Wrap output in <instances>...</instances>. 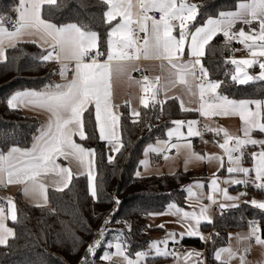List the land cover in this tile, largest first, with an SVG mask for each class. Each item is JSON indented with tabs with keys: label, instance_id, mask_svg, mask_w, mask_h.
Returning a JSON list of instances; mask_svg holds the SVG:
<instances>
[{
	"label": "snow or ice",
	"instance_id": "6c2138e0",
	"mask_svg": "<svg viewBox=\"0 0 264 264\" xmlns=\"http://www.w3.org/2000/svg\"><path fill=\"white\" fill-rule=\"evenodd\" d=\"M106 6L102 14V21L108 26L106 46L107 51H100V33L87 23L68 22L56 23L51 18V9H60L63 2L60 0H18L13 6L16 18L13 20L5 14H0V61H7L6 50L14 49L18 44L25 42V37H38L32 43L43 42L47 45L46 55L41 57L42 62H55L59 65L58 74L63 83H49L40 90L29 89L13 93L6 101L10 109L20 106H31L42 109L48 113L47 120L37 134L33 136L31 147L22 148L12 144L7 151L0 149V183L8 185H22L25 194L46 193L47 185L43 178L54 174V183L58 191L68 188L73 172L70 167L58 164L57 158L75 161L81 168L87 170L88 191L94 200H99V191L95 168L97 153L93 148L85 147L74 139L79 136L81 140L89 139L85 132L84 113L89 111V106H94L95 123L99 139L107 142L112 153H119L123 148L121 137L117 131L120 126L121 115L114 109L118 108L113 100V79L127 75L128 79L140 86L141 95L139 102L144 108L162 105L164 100L159 99L163 91L167 93L170 87L177 84L184 86L190 95L198 97V108H186L181 99L182 111L199 112L205 119L219 116H239L242 121V135H233L222 127L203 125V132L223 134V142L219 147L227 157L228 167L224 168V156L216 154H200L192 149L191 137H202L203 132L198 130V120H173L174 127L167 130L169 140L157 141L156 145H149L146 152L162 154L181 147L188 149L185 164L192 160L219 161L220 168L227 171L228 178L223 181L229 185H252L257 190L264 191V139H256L254 132L264 133V100H233L223 95L218 89L226 87L224 81L209 78V71L204 66L203 58L206 48L218 34H222L224 48L228 49L233 41L243 44L251 54V58L236 59L228 57L225 63L235 66L231 73V81L246 85L253 81H264V62L257 57H264V0H238L234 10L220 11L217 16H208L202 25L197 26V17L200 15L202 5L191 0H99ZM45 6H47V11ZM159 14V18L155 14ZM11 24V28L7 25ZM240 27L236 29L237 25ZM256 25V26H254ZM141 34H143L141 36ZM187 50V51H186ZM235 51V49H233ZM101 56L106 59L100 60ZM188 56V59H185ZM154 59L161 61V68L167 65L168 76L150 78L142 75L140 80H133L131 72L138 71L135 65L141 59ZM260 72L256 76L249 75L246 68L257 65ZM71 72V79L68 73ZM56 72H53L55 75ZM226 75H229L226 73ZM243 77V78H242ZM178 99L177 97H171ZM252 105L255 106L253 109ZM133 122H138L140 112L133 109L131 112ZM186 128V133L182 129ZM176 137L186 140L183 145L171 143V138ZM259 146L258 152H252V167H244V149L248 146ZM167 159V156H165ZM113 155H108L111 163ZM145 161H141L144 164ZM84 174V173H81ZM140 176V172L136 173ZM216 174H214V177ZM242 176L243 178H236ZM194 187L199 189L203 185H188V197L200 199ZM211 192L206 198L211 204H217L214 194H220L223 200L234 201L239 196L229 195L227 188L220 187L219 178L211 180ZM241 196L247 193H240ZM47 201L46 194L44 195ZM117 205L120 201L115 199ZM250 205L264 210V200L253 198ZM5 207L0 206V246H9L10 239L16 233L6 221L18 222V210L15 201L9 197ZM40 207L41 205H36ZM223 210L226 207H238L237 204L219 203ZM210 205L199 206V212L186 211L176 202L169 203L165 212L148 213L149 216L174 215L178 223H188L186 230L180 237L195 236L201 240L210 237L199 232L202 222L212 223L208 215ZM118 210V209H117ZM114 210L104 224L111 221L115 215ZM157 227L164 228V224ZM130 230V225H129ZM107 229L102 226L98 230V237L89 244L85 256L81 257L82 264H91L88 257L94 256L96 250L106 244L107 251L101 257L108 264H143L154 252L156 257H177L175 249L169 251L168 239L153 240L149 243L147 251H138L135 258L128 252L127 240L121 232L114 241H104ZM172 242H176V233H169ZM231 236V234H229ZM238 239L254 240L257 245L264 246V229L255 220L249 222V232L246 236L237 235ZM161 245H164L162 248ZM114 249V251H112ZM250 246L244 249L247 253ZM200 252L190 251L183 254L187 257H201ZM227 257L225 259L224 257ZM237 257L232 247L217 249L214 253L215 260L220 264H230ZM240 264H248L246 256H239ZM196 264H204L198 260Z\"/></svg>",
	"mask_w": 264,
	"mask_h": 264
},
{
	"label": "trees",
	"instance_id": "16d2710c",
	"mask_svg": "<svg viewBox=\"0 0 264 264\" xmlns=\"http://www.w3.org/2000/svg\"><path fill=\"white\" fill-rule=\"evenodd\" d=\"M17 0H0V12L9 11ZM60 2V0H58ZM63 7L52 8L51 18L56 23L84 22L100 33V49H106L108 26L102 21L106 6L99 0H62ZM238 0H199L200 15L198 24L208 16L220 11L234 10ZM47 11V6H45ZM239 25V24H238ZM256 26V25H254ZM246 29L247 27L244 26ZM224 37L218 34L206 48L204 65L212 80L224 81L227 85L218 89L223 95L235 99H264V81H253L240 85L231 81L234 65L225 63L231 57L236 42L224 48ZM45 48L37 43L25 41L14 49L6 50L7 61H0V149L7 151L12 144L28 148L33 136L43 124V120L21 109H10L7 99L15 92L27 89L40 90L44 85L55 84L59 79V65L55 62H42ZM255 70V69H252ZM56 72L53 75V72ZM229 74V75H226ZM120 133L123 148L113 154L108 161L109 145L99 139L95 114L92 107L84 113L85 132L89 139H75L97 153L95 174L97 177L99 200H94L88 191L87 175H73L68 188L58 191L48 189V204L37 207L17 201L18 222H11L16 236L10 239L9 246H0L1 264H82L89 240L94 230L104 218L111 216L112 225L126 227L123 236L127 240L128 252L134 256L151 241V233L165 228L149 226L148 213L163 211L171 202L185 203L188 185L198 180L208 179L204 170L188 169L173 173L137 176L145 148L158 139L166 137V132L179 118H189L193 111H182L177 99L169 98L162 105L143 108L138 122L126 105L121 107ZM251 160V157H248ZM117 205L114 201L117 199ZM238 207L214 208L212 223L203 222L201 229L207 240L195 236H185L182 242L197 246L205 251L204 264H220L214 253L224 247L231 231L247 230L250 221H257L264 229V210L248 203ZM118 209V210H117ZM130 225V230H129ZM113 231L110 230L109 234ZM104 247L89 256L91 264H108L102 260Z\"/></svg>",
	"mask_w": 264,
	"mask_h": 264
},
{
	"label": "rangeland",
	"instance_id": "374dc122",
	"mask_svg": "<svg viewBox=\"0 0 264 264\" xmlns=\"http://www.w3.org/2000/svg\"><path fill=\"white\" fill-rule=\"evenodd\" d=\"M191 2H194V3L198 4L199 0H191ZM217 14L216 15H212V16L215 17V16H217ZM202 24H200V25H202ZM197 26H199V25H197ZM240 27H244V25H237L236 29L238 30ZM245 30L247 31L246 28H245ZM233 42L237 43L235 48H234L235 51H233V54H232L233 58H236V59L251 58L250 51L243 44H241V43H239L237 41H233ZM256 59L261 61V62H264V57H257ZM255 68L257 69V71L256 72H252L251 70L255 69ZM142 70L147 72V75L150 78H154L156 76L167 77L169 75L168 71H167L166 63H165L164 69L161 68V61H158V62H155V63H150V64L144 63L143 66H142ZM246 71L248 72L249 75L256 76L260 72V68H259V66L257 64L255 66H253L252 68H246ZM234 72H235V66H234ZM59 80L62 81L61 77H59ZM136 80H139V79L136 78ZM179 90H180V88H173V90H172V87H170L166 94L163 91H161V93L159 94V99L166 101L167 99H169L171 97H176V94H177V92ZM127 93L129 94L128 102H125L122 105H126L128 107V109H129L130 113L132 112L133 107H134V109H136V108L140 109V107H138V105H137V101H138L137 97L141 94V90L137 88V84L132 83L130 81L129 84L127 85ZM180 93H183V95H184V96H182L180 94L181 95V99L184 102V107H186V108L193 107L194 106L193 102H196L197 96L190 95L189 92L187 91V89L185 87H183V86L181 88V92ZM230 99L237 100V101H239V100H248V99H234V98H230ZM177 100L179 101V99H177ZM260 100H264V99H260ZM180 101H179V104H180ZM253 109H255V106H254ZM212 118L217 122V126L221 127V124H222V128L227 129L231 134H233V135H242V131H241V129H242V121L239 118V116H219V117H212ZM176 120L190 121V120H195V118L194 117L179 118V119H176ZM118 130H119V135L121 137L120 126H119ZM166 135H167V132H166ZM255 138L264 139V133L262 134V136H255ZM191 140H195V137H191ZM194 143H195L196 148H203V146L205 144V142H202V141L197 142V143L194 142ZM152 144H155V143H152ZM259 150H260L259 146H247L244 149V152H245V156H244V160H243V166L244 167H252L253 166V160L250 161L248 157L249 156L251 157V153L252 152H258ZM109 151H110V146H109ZM113 154H115V153H112L110 151L109 155H113ZM207 154H216V155L224 156V167H225V164H226V168L229 166L228 163H227V157L224 154L223 149H221L219 147V144H217V149H215V148L208 149L207 150ZM148 158H149V163H150V165L152 167H159V166L162 165V162H160V161L159 162H157L155 160L153 161L151 159V157L149 156V154H148ZM199 170H204L205 172L207 171L206 174L208 176V179L207 180H205V179L198 180V181H196L194 183H191L190 185H193V186H195L196 184L203 185V187L199 188V189L194 187V191L197 192V194L200 196V199L198 200L195 197H188V194H187L186 195V200H185V203L187 205H180L177 202L176 203L179 206L183 207L186 211H196L197 213L199 212V206L201 204L210 205L208 215L211 217V220H212L213 219L214 206L206 198L209 194H212V192H211V180L213 178H217L218 177L219 181H220V187L221 188H227L228 189V193L231 192L230 191V186H232V185L223 183V181L225 179H227L228 176H229V174L227 172H226L225 179H223V180L220 179L221 171L223 169L220 168V162L219 161H215V160L209 161L208 160V169L202 168V169H199ZM138 171L140 172V169ZM214 174H216L215 177H214ZM236 178H243V177L242 176H237ZM240 186H245V185H237V187H240ZM232 192L236 193L235 196H237V195H239L241 193L240 190H234ZM258 192H260V190ZM0 195H2V194L0 193ZM214 195H215V197L217 199V202L220 201L221 199H223L222 195H220V194H214ZM253 198H255L258 201L264 200V193H256V195ZM232 204H234V203H232ZM166 208L163 211H159V212L160 213L165 212ZM177 221H178V217H176L174 215H170V214L159 215V216H155V217L148 215V224H149V226H157V225H160V224H164L165 225L164 231H156L154 233H151V235H150L151 236V241H153V240H164V239L167 238L168 239L167 247H168L169 251H171L173 249V247L176 245V243L179 242V241H182L183 238L185 237L184 236L183 238H181L179 234L186 230V228L188 226V223H191V224L195 223L194 221H189L187 223H183V222L178 223ZM201 224L199 226V232L200 233H202ZM125 229H126V227L124 225H112V224L109 225V232H110V230H112L113 232L111 234H108L107 238L104 241H114L115 237L117 235H119L121 232L124 233ZM169 233H176L177 234L175 243L172 242L171 237H169V235H168ZM247 233H248V231H243L242 230V231H240L239 233H236V234L237 235L239 234V236L243 237V236H246ZM233 236L234 235L232 234L230 236V238H229V242L224 247H221V248H227V247L230 246V247H232V249L234 251H236L237 257L232 259V261L236 260V262H234L235 264H240V260H239V256L240 255H245L246 256L248 264H263L262 261H264V255L261 254V253H258L257 252V248L255 250L254 246H252V248L255 250V255L249 256V255L245 254L244 249L246 247L250 246L249 240L238 239L237 246H234L235 243H234ZM161 247L163 248L164 245H161ZM148 249H149V244L145 248H143L141 251H147ZM107 250H109V249H107L106 244H105V248H104L103 254ZM112 251H114V249H112ZM190 251L200 252L203 255L201 257H196V256L187 257V260H186L185 257L183 256V254L188 253ZM259 251L264 253V251H262V250H259ZM177 253L180 254V255H178L177 257L174 258V257H171V256H169V257H156L155 253L153 252L152 255L145 262H143V264H196V262L198 260H203V262H205V251L200 249V248H198L197 246H191V245L184 244L183 247L179 248ZM132 257L135 258V255L132 256ZM224 258L227 259L226 256ZM117 264H119V260H117Z\"/></svg>",
	"mask_w": 264,
	"mask_h": 264
},
{
	"label": "crops",
	"instance_id": "0c3cea01",
	"mask_svg": "<svg viewBox=\"0 0 264 264\" xmlns=\"http://www.w3.org/2000/svg\"><path fill=\"white\" fill-rule=\"evenodd\" d=\"M17 2H18V0H17ZM17 2H16V4H17ZM12 9H13V7L7 12H0V14H5L8 17H10V15L13 12ZM33 39H36V40L39 41L38 37H25V41H31ZM37 44L39 46H41L42 48H45V49L47 48V45H44L43 42H38ZM106 51H107V47L104 50V52H106ZM46 54H47V52H46ZM5 55H6V53H5ZM188 58H189L188 56H185V59H188ZM104 59H106V56H104V58L102 60H104ZM158 61L159 60H154V59H147L146 60V59L142 58L140 61L136 62L135 65L130 66V67H136V68L139 69L138 71L131 72V76H132L133 80H136V78H138L140 80L142 78V75H147V72L142 70V66H143L144 63L150 64V63H155V62H158ZM140 71L143 72V74L141 76L136 75ZM251 71L252 72H256L257 69L255 68V70H251ZM71 76H72V73L69 72L68 73V79H71ZM129 82H130V80L128 79L127 75H123V76H120L118 78H114L113 79L112 83H113L114 95H113L112 102L115 105L119 106L118 108L114 109V111H116L118 114H121V107L123 106L122 104L125 103V102H128L129 94L127 93V85L129 84ZM56 83H63V80L60 81L58 79ZM137 88L140 89V86L137 85ZM173 88H180V90L176 94V97L180 101L181 100V95L184 96L183 93H180L182 85L177 84L175 87H172V90H173ZM27 90H29V89H27ZM21 91H24V90H21ZM140 95L137 97V99H138L137 105H138V107H140V109L135 107L136 108L135 110L140 112V117H141L142 110H143L144 107L139 102ZM243 99L256 100V99H261V98H253V99H251V98H243ZM193 103H194V106L191 107V108H198L199 107L198 97H197L196 102H193ZM90 107L93 108L94 114H95L94 106H89V108ZM252 107L254 108V105H252ZM19 109H21L22 111H24V112H26L28 114L36 115V116L40 117L43 120V124L47 120L48 113L46 111L42 110V109H37V108L31 107V106H28V107L20 106ZM133 109H134V107H133ZM193 112H194V115L192 117H194L195 120H198L203 125L205 123H207L210 127H213V128L217 127V122L212 117L208 118V119H205L204 117L200 116L199 112H195V111H193ZM199 124L197 125V128L201 131V128H200ZM171 127H174V125L170 126V128ZM221 127H222V124H221ZM117 131L119 133L118 129H117ZM182 131H184L186 133L187 129L184 128V129H182ZM262 134L263 133H259L257 131V132L253 133V136L254 137L255 136H262ZM75 137H74V139H75ZM188 139L191 140V138H188ZM158 140L159 141H166V140H169V137L166 135V137H164L162 139H158ZM158 140L153 142L155 144L151 143L149 145H156ZM200 141L205 142L203 148H196L194 142L197 143V142H200ZM76 142L79 143L77 140H76ZM222 142H223V134L222 133L219 136H217L215 133L208 132L206 135H204L202 137H195V140H191V145H192V149L196 153L207 154V150L208 149H210V148L217 149V144L222 143ZM171 143H179V144L183 145L184 143H186V140H184V139H179L178 140L176 137H172L171 138ZM148 146L145 148V150L143 152V155H142L141 161H145V163L141 164L140 176L150 175V174L173 173V172L178 171V170H188V169H198L199 170V169H202V168L208 169V160L207 159H205L203 161L192 160V161L188 162L187 165H186L185 164V160L187 158L189 150L184 148V147H181L179 149V151L176 150L175 154L167 156V159H166L165 158L166 155H164V153H166L167 151L162 153V154H157L155 152H150V151L146 152V149L148 148ZM248 146H251V145H248ZM148 154H149V156L151 157V159L153 161H154V157L156 155H164L163 159L160 160V162H162V165L159 166V167H152L150 165V163H149ZM251 160H252V158H251ZM56 162L58 164H60L61 166L70 167L74 175H86L87 170L84 169V168H81L78 165V163L75 162V161L69 162V161L64 160L63 157H59V158H57ZM157 162H159V161H157ZM224 168L226 169V164H225ZM226 172L227 171H225L224 169L221 171V175H220V179L221 180L225 179ZM81 173H84V174H81ZM55 179H56V177H55L54 174H49L48 176L44 177L42 182L47 185L46 193L37 194L35 196H33L32 194H25L23 192V186L22 185H8L6 183H0V193L2 194V195H0V199H2V203L0 204V206L5 207V210L7 211L6 200L9 197H11L15 201L16 206H17V201H18L19 198L21 200H23L24 202L32 204V205H46L48 203V198H47V201L45 202L43 197H44L45 194H46V196L48 195V189L49 188L57 189L58 185H56L54 183ZM3 185L6 186V189H1V186H3ZM234 190H240L241 193H247V195H243V196H241L240 194L237 195V196H239V199H237L236 201L235 200L234 201H226V200L221 199L220 201L217 202V204L213 205L214 208L219 203H224L226 205L227 204H232V203L239 204V202L250 204L249 202L256 195V193H264V191H262V190H260V192H258L259 190L255 189L252 185H245V186H240V187H237V185H232V186H230V191L231 192H229V195H231L233 197H237V196H235L236 193L232 192ZM213 214H214V211H213ZM10 221L11 220L6 221L7 225L9 227H12L15 230V228L12 226ZM240 231H242V230H234V231H231V233H230L231 235L232 234L234 235L233 236L234 243H235L234 246H237V243H238V238H237V234L236 233H239ZM243 231H248V229L247 230H243ZM202 234H203V236H205L203 231H202ZM249 244H250V248L252 249V254L245 253L246 255H249V256L255 255L256 248H257V252L258 253H261V254L264 255V253L259 251V250L264 251V246L257 245L255 242L254 243H250L249 242ZM252 246H254L255 250L252 248ZM103 247L105 248V244L103 245ZM234 262H236V260L235 261H232V260L230 261L231 264H235ZM262 262L264 264V261H262Z\"/></svg>",
	"mask_w": 264,
	"mask_h": 264
},
{
	"label": "built area",
	"instance_id": "2783aa9c",
	"mask_svg": "<svg viewBox=\"0 0 264 264\" xmlns=\"http://www.w3.org/2000/svg\"><path fill=\"white\" fill-rule=\"evenodd\" d=\"M156 15V17L157 18H159V14L157 13V14H155ZM10 17L14 20L15 18H16V13L13 11L12 12V14L10 15ZM8 27H10L11 28V24H9V25H7ZM143 34H141V36H142ZM100 51L101 52H104L103 50H101L100 49ZM104 58V56H101L100 57V60H102ZM143 74V72H138L136 75H138V76H141ZM199 126H200V128H201V131L203 132V124L202 123H200L199 124ZM208 132H203V136L204 135H206ZM175 152H176V150L175 149H173V150H171L170 152H166V153H164V155H166V156H170V155H173V154H175ZM164 155H156L155 157H154V160L155 161H160V160H162L163 159V156ZM1 189H6V186H1ZM2 203V200L0 199V204ZM239 204H242V202H239ZM106 219H108V218H104L102 221H101V223H100V225L94 230V232H93V234H92V236H91V238H90V240H89V244H91V243H93V241L94 240H96L97 238H99L98 237V230L102 227V226H104L106 229H107V231L105 232V236H104V240L107 238V236H108V234H109V225H111V223H108L107 225H105L104 224V222H105V220ZM248 231H249V226H248ZM249 242L250 243H254L255 241L254 240H249ZM184 246V243L182 242V241H179V242H177L176 243V245L173 247V249H175V251L176 252H178V250H179V248L180 247H183ZM172 249V250H173ZM247 254H252V249L250 248V250H249V252H247Z\"/></svg>",
	"mask_w": 264,
	"mask_h": 264
}]
</instances>
